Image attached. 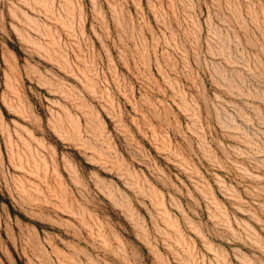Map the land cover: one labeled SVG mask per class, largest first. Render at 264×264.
Instances as JSON below:
<instances>
[{
	"label": "rangeland",
	"instance_id": "374dc122",
	"mask_svg": "<svg viewBox=\"0 0 264 264\" xmlns=\"http://www.w3.org/2000/svg\"><path fill=\"white\" fill-rule=\"evenodd\" d=\"M0 264H264V0H0Z\"/></svg>",
	"mask_w": 264,
	"mask_h": 264
}]
</instances>
